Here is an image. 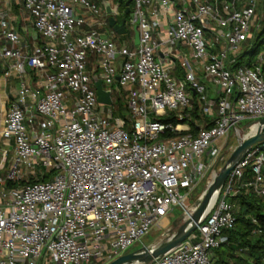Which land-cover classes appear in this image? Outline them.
Returning <instances> with one entry per match:
<instances>
[{
	"label": "built area",
	"instance_id": "built-area-1",
	"mask_svg": "<svg viewBox=\"0 0 264 264\" xmlns=\"http://www.w3.org/2000/svg\"><path fill=\"white\" fill-rule=\"evenodd\" d=\"M110 1L116 18L120 2ZM22 3L39 41L24 39L12 16L0 13L3 74L19 77L1 129L13 151L0 174V264L109 263L175 207L191 214L193 191L222 141L232 129L242 136L257 126L243 131L242 121L264 118V53L253 66L232 69L261 29L264 0H132L140 43L131 46L100 30L109 26L103 5ZM91 56L112 105L98 101ZM178 60L183 78L175 73ZM115 87L125 93L126 118L114 114ZM194 97L208 117L195 134H180L189 123L161 120L168 112L183 119ZM9 153L2 151L5 161ZM248 166L255 177L243 185L264 199V152L257 147L232 170L196 230L153 264H214V249L236 225L229 197Z\"/></svg>",
	"mask_w": 264,
	"mask_h": 264
},
{
	"label": "trees",
	"instance_id": "trees-1",
	"mask_svg": "<svg viewBox=\"0 0 264 264\" xmlns=\"http://www.w3.org/2000/svg\"><path fill=\"white\" fill-rule=\"evenodd\" d=\"M117 1L120 2L121 14L127 15V7L125 3L128 0ZM131 6L132 1L130 8ZM262 11H264V5L262 6ZM124 18L125 17H122V20ZM126 35L127 34L118 36L124 37ZM263 43L264 16L261 19V29L255 33L253 39L244 44L243 50L237 57L232 69L245 65L253 66L258 59V57H255V55L258 53V48ZM262 73L264 76V63L262 66ZM96 74H98V71ZM119 93L120 96L118 95L119 97H117V99L115 98L114 100V114L116 116H122L126 118L129 109L126 101H123L125 98V93L123 90H119ZM183 116L184 118L180 119V117L175 112H168L164 117L161 118V120L174 125L178 123H189L190 131H182L180 134H186L188 132L195 134L199 127L198 124L201 122V120L208 119V117L203 114L201 103L196 97H194L193 109L184 111ZM257 147H260L261 151L264 152V142L255 145L253 149ZM254 177L255 173L253 168L248 166L244 171V179L240 183H250L253 181ZM9 184L12 186L17 185L11 182ZM236 186L238 187L237 193L232 194L229 197V201L233 204L236 211V225L233 229L226 231L228 242L223 243L214 249V264H263L264 199L254 191L252 186L239 187L238 184Z\"/></svg>",
	"mask_w": 264,
	"mask_h": 264
},
{
	"label": "water",
	"instance_id": "water-1",
	"mask_svg": "<svg viewBox=\"0 0 264 264\" xmlns=\"http://www.w3.org/2000/svg\"><path fill=\"white\" fill-rule=\"evenodd\" d=\"M109 16V26L118 34H127L126 19L119 22L115 17V10L110 0H100ZM132 0L126 1V13L130 12V4ZM135 44L140 43V34L136 26L133 27ZM97 91L98 101L102 104L112 105L113 99L111 90L105 89L103 81L98 75L93 76ZM256 124V130L249 131L241 136L237 146L230 153L229 157L224 161L222 168L217 172L211 183L208 184L200 199L194 204L191 214L182 215L173 222L175 230L167 237L152 246L143 247L137 251L125 253L107 264H153L161 258L166 252L178 246L186 240L203 221L204 217L210 210L213 200L225 185L235 166L242 158L257 144L264 142V118L250 122L247 128ZM250 130V129H249Z\"/></svg>",
	"mask_w": 264,
	"mask_h": 264
},
{
	"label": "crops",
	"instance_id": "crops-1",
	"mask_svg": "<svg viewBox=\"0 0 264 264\" xmlns=\"http://www.w3.org/2000/svg\"><path fill=\"white\" fill-rule=\"evenodd\" d=\"M0 13H8L12 16L15 25L20 29L22 36L24 39L28 41H39V36L37 35V32L34 29V26L32 24V21L29 19L27 13L23 9V3L22 0H0ZM109 27V26H108ZM108 27H100V30L105 33L106 36H109L115 40H117L120 44L123 41H127L129 45L135 44V37L134 33L130 38H127L126 40H121L118 37V34L112 31L108 32ZM98 28V26H96ZM106 30V32L104 31ZM1 38V44L6 45L7 42L4 38ZM116 41V42H117ZM118 43V44H119ZM119 44V45H120ZM124 45V44H122ZM89 69L92 70L95 74L98 71L97 68V60L95 57L89 58ZM4 62L2 58L0 57V168L5 165V168L0 171V174L4 175L9 167V162L12 156L13 151V143H9L1 134V129L3 127V123L5 121L8 109H9V102L10 100L14 99L16 97V92L19 88V77L16 73H12V75L8 78H5L4 76ZM206 83V82H205ZM207 94L208 97L211 99H215L217 97V93L213 85L211 83L207 82ZM208 122V119H202L201 122L198 124L199 126H205ZM2 151H10L9 155L7 156V161L4 160L2 157ZM239 187H247L244 186L243 183H238ZM238 187H235L234 193H237Z\"/></svg>",
	"mask_w": 264,
	"mask_h": 264
},
{
	"label": "rangeland",
	"instance_id": "rangeland-1",
	"mask_svg": "<svg viewBox=\"0 0 264 264\" xmlns=\"http://www.w3.org/2000/svg\"><path fill=\"white\" fill-rule=\"evenodd\" d=\"M88 1L96 4L99 9H102V3H101L100 0H88ZM263 16H264V11H262V14L259 15V19L260 18L262 19ZM122 17L126 18V27L128 29V33L124 37H119V36L118 37L121 40H126L127 38H130L132 36L134 31H133V26L130 23L129 14H127V15H125V14L122 15L121 14L120 16H117L116 19L119 22H121L122 21ZM104 31L106 32V30H104ZM110 31L115 33V31L111 27H108V32H110ZM120 36H122V35H120ZM114 41H117V40L114 39ZM125 42L126 43H124L122 41L121 43L129 45V43H127V41H125ZM117 43H119V42L117 41ZM122 44H120V45H122ZM185 52H186V54H188V56L190 55L188 49H185ZM259 53L260 54L264 53V43L259 46L258 53L255 55L256 58L260 55ZM91 57H94V56H91ZM191 62H192V64H195L193 60H191ZM174 68H175V73L177 74V76L180 77V78H183L184 77V73H183V69L181 67V61L180 60L177 61V64H176V66ZM204 82L207 83L206 80H204ZM119 94H120L119 93V89H117L115 87V90L113 92L114 100H115V98L117 99V97L120 96ZM123 101L125 102L126 98H124ZM126 103H127V101H126ZM249 123H250V120H244L241 123H239L238 126H239V128H241L243 130ZM247 133H248V130H245L244 132L241 133V135L244 136ZM240 137L241 136L237 135L236 131H234V129H232L230 134H229V136L222 141L221 155L218 157V160L215 163V165L208 170L207 179L203 180L201 183H199L197 185L196 189L193 191V195L191 196L192 204H195L200 199V197L202 196L203 192L205 191V189L207 187V184H208V181H209V177L210 178H211V176L213 177V172L214 171L219 172V170L223 166L224 161L229 157L230 153L237 146ZM182 215H185L183 213V210L181 208L175 207L173 209V211L170 214H168L167 218L163 219L160 222V224L156 223L153 226V228L151 229V231L148 234H146L141 241L136 242L135 244L130 246L125 253L134 252V251H137V250H139V249H141L143 247L152 246V245L158 243L159 241H161L162 239L167 237L170 233H172L175 230V228L173 227V222L176 219L180 218ZM92 264H107V263H105L103 261H100V260L99 261L93 260Z\"/></svg>",
	"mask_w": 264,
	"mask_h": 264
},
{
	"label": "bare ground",
	"instance_id": "bare-ground-1",
	"mask_svg": "<svg viewBox=\"0 0 264 264\" xmlns=\"http://www.w3.org/2000/svg\"><path fill=\"white\" fill-rule=\"evenodd\" d=\"M253 130L255 131V130H256V127H254ZM253 130H252V131H253ZM215 175H216V174H214L213 177L211 178L210 183H211V181L213 180V178L215 177ZM215 199H216V198H215ZM215 199L213 200V203H214ZM213 203H212V204H213ZM212 204H211V205H212ZM135 264H138V263H135Z\"/></svg>",
	"mask_w": 264,
	"mask_h": 264
}]
</instances>
